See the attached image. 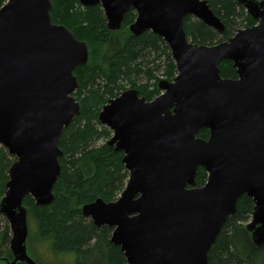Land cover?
Here are the masks:
<instances>
[{
  "label": "water",
  "instance_id": "1",
  "mask_svg": "<svg viewBox=\"0 0 264 264\" xmlns=\"http://www.w3.org/2000/svg\"><path fill=\"white\" fill-rule=\"evenodd\" d=\"M100 4L110 30L152 31L170 47L177 74L161 79L152 100L135 88L111 98L99 120L123 151L129 179L120 197L82 206L96 226L113 228L110 241L126 264H209V251L244 195L253 199L246 228L264 244V0H237L257 20L229 39L191 42L188 15L224 32L208 0H79ZM52 0H7L0 7V145L17 159L9 169L0 212L12 237L8 264H39L28 250L30 195L37 206L55 198L66 127L81 112L75 69L88 63L89 45L54 23ZM230 60L237 78L221 75ZM207 128V139L197 136ZM208 172L196 186L198 169Z\"/></svg>",
  "mask_w": 264,
  "mask_h": 264
},
{
  "label": "trees",
  "instance_id": "2",
  "mask_svg": "<svg viewBox=\"0 0 264 264\" xmlns=\"http://www.w3.org/2000/svg\"><path fill=\"white\" fill-rule=\"evenodd\" d=\"M208 1L226 24L224 32H219L224 39L232 37V28L238 20L247 27L257 23L237 0ZM6 2L0 0V7ZM51 16L54 23L66 26L77 39L88 43L90 58L74 71L80 84L75 95L81 112L64 129L59 143L63 154L59 158L61 174L54 186V201L48 206H37L30 195L26 196L28 221L29 218L35 221L38 238L48 241L53 252L73 256V264H126L121 248L110 241L113 228L96 226L81 211L84 204L99 197L108 202L116 200L129 178L123 163L124 152L116 151L108 141L97 145L100 138L112 135L111 130L101 126L99 113L128 85L148 100L154 99L161 93L156 70H163L165 79L173 81L176 63L162 37L152 31L139 36L131 33L129 26L136 18L134 9L125 14L122 28L116 31L108 28L100 4L84 6L79 0H52ZM191 18L188 15L184 20L188 38L191 36L199 44L211 42L218 31L202 21L191 23ZM220 70L225 78L238 77L230 60L223 61ZM141 75H147L146 83L138 82ZM151 80L155 82L150 83ZM197 136L207 139L209 130L203 128ZM12 163L6 148L0 146V200ZM206 179L207 173L200 167L196 186H203ZM253 208L251 197L240 198L236 212L228 217L209 251V264H264V244L256 245L244 225ZM11 237L10 224L0 212V264H8L5 259H12L8 256Z\"/></svg>",
  "mask_w": 264,
  "mask_h": 264
},
{
  "label": "rangeland",
  "instance_id": "3",
  "mask_svg": "<svg viewBox=\"0 0 264 264\" xmlns=\"http://www.w3.org/2000/svg\"><path fill=\"white\" fill-rule=\"evenodd\" d=\"M198 21H201V20H199L195 16H192L191 23H197ZM249 27H251V26H249ZM243 28H247L246 24L241 23L240 20H238V22L232 28V36L235 35L238 30L243 29ZM189 40L191 42H193V39H192L191 36L189 37ZM225 40H227V39H224L223 36H222V34L219 33V32H217V34L215 35V37L213 38V40L211 42H207L205 44L212 45V44H217V43L222 42V41H225ZM156 74H157L158 78H160L159 81L161 79H165V77L163 76V70H156ZM147 81H148L147 75H141L140 78L138 79V82L140 84L146 83ZM159 81H158V83H159ZM153 82H155V80H151L150 81V83H153ZM129 88H132V87L130 85H128L127 86V89H129ZM78 89L76 90V92L78 91ZM101 126L102 127H107L109 130H111L106 125L101 124ZM111 132H112V135H113V131L112 130H111ZM109 139L110 138H108V139H106V138H100L97 141V145L105 144ZM10 156H11V159L13 160V163H14V161L17 158L15 156H12V155H10ZM205 171H206V169H205ZM206 173H207V179H208V172L206 171ZM207 179H206V181H207ZM126 184H127V182L123 186L122 191L120 193H117V197L116 198H119L120 197V195L123 192ZM251 220H252V213L249 214L247 220L244 221V225L246 226L247 223L250 222ZM28 226H29V240H28V250H29V254L39 264H73V262H74V257L73 256L66 255V254H56L55 252L52 251L51 246H50V243L48 241H42L41 239L38 238L37 233H36L37 226H36V223H35V221L33 219L31 220V218H29ZM8 256L10 258H12L11 253H9Z\"/></svg>",
  "mask_w": 264,
  "mask_h": 264
}]
</instances>
